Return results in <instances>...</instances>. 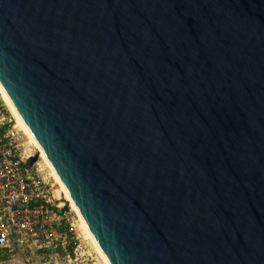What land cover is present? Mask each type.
<instances>
[{
	"label": "water",
	"instance_id": "water-1",
	"mask_svg": "<svg viewBox=\"0 0 264 264\" xmlns=\"http://www.w3.org/2000/svg\"><path fill=\"white\" fill-rule=\"evenodd\" d=\"M0 84L107 264H264V0H0Z\"/></svg>",
	"mask_w": 264,
	"mask_h": 264
},
{
	"label": "built area",
	"instance_id": "built-area-1",
	"mask_svg": "<svg viewBox=\"0 0 264 264\" xmlns=\"http://www.w3.org/2000/svg\"><path fill=\"white\" fill-rule=\"evenodd\" d=\"M20 134L0 96V264L78 263L81 243L75 233L60 232L65 211L56 208L54 191L39 174L34 156L21 150ZM38 156V155H37Z\"/></svg>",
	"mask_w": 264,
	"mask_h": 264
},
{
	"label": "rangeland",
	"instance_id": "rangeland-1",
	"mask_svg": "<svg viewBox=\"0 0 264 264\" xmlns=\"http://www.w3.org/2000/svg\"><path fill=\"white\" fill-rule=\"evenodd\" d=\"M0 96L2 98L1 94H0ZM2 100H3V98H2ZM3 102H4V100H3ZM4 106L8 110L10 116H12V119L14 120V123H15V119H14L12 113L10 112V110L7 107L5 102H4ZM17 128L19 129L20 142L22 144L21 150L26 152L25 156L29 155V154H33L34 156L32 158L36 157L38 155L37 148L29 141L28 137L20 129V127L17 126ZM36 162L38 165L39 174L41 176L46 177L47 181H49V183L52 185V189L54 191V203H55V206H59L56 208H61V210L65 211V215L67 218L66 224L75 233L76 237L78 238V242L81 243V248L78 251V258H79L78 263L79 264H105L103 259L101 258V256L97 252L95 245L85 234V231L83 230V228L81 226L79 216L71 208L70 204L66 201L63 193L60 190L59 184L54 179L50 169L47 166V164L38 156H37ZM69 250L70 249L67 248L66 251L63 253L58 252L59 258L61 260L59 262V264H68L64 260L63 257L65 255V253H68Z\"/></svg>",
	"mask_w": 264,
	"mask_h": 264
},
{
	"label": "bare ground",
	"instance_id": "bare-ground-1",
	"mask_svg": "<svg viewBox=\"0 0 264 264\" xmlns=\"http://www.w3.org/2000/svg\"><path fill=\"white\" fill-rule=\"evenodd\" d=\"M0 94L2 95V98L4 100V102L6 103L7 107L9 108L10 112L12 113L14 119H15V123L16 126L20 127V129L25 133V135L28 137L29 141L37 148V153H38V157H40L48 166V168L50 169L54 179L56 180V182L59 184L60 186V190L63 193L66 201L70 204L71 208L77 213V215L79 216L80 222H81V226L83 228V230L85 231V234L87 235V237L93 242V244L96 247L97 252L99 253V255L101 256V258L103 259L104 263L107 264L104 256L102 255L98 245L96 244L91 232L89 231L87 225L85 224L84 220L82 219V217L80 216L77 208L75 207L74 203L72 202L69 193L67 192L66 188L64 187V185L62 184L61 180L59 179L58 175L56 174V172L54 171L53 167L51 166L50 162L48 161L47 157L45 156V154L43 153L42 149L40 148L39 144L37 143V141L35 140L34 136L32 135V133L30 132V130L28 129V127L26 126V124L24 123V121L22 120L21 116L19 115V113L17 112L16 108L14 107L13 103L11 102L10 98L8 97V95L6 94L4 88L2 87V85L0 84Z\"/></svg>",
	"mask_w": 264,
	"mask_h": 264
},
{
	"label": "crops",
	"instance_id": "crops-1",
	"mask_svg": "<svg viewBox=\"0 0 264 264\" xmlns=\"http://www.w3.org/2000/svg\"><path fill=\"white\" fill-rule=\"evenodd\" d=\"M58 229L60 232H68L69 226L66 224V222H62L58 224Z\"/></svg>",
	"mask_w": 264,
	"mask_h": 264
},
{
	"label": "trees",
	"instance_id": "trees-1",
	"mask_svg": "<svg viewBox=\"0 0 264 264\" xmlns=\"http://www.w3.org/2000/svg\"><path fill=\"white\" fill-rule=\"evenodd\" d=\"M75 245H76V242L74 240H71L69 249L72 250Z\"/></svg>",
	"mask_w": 264,
	"mask_h": 264
}]
</instances>
